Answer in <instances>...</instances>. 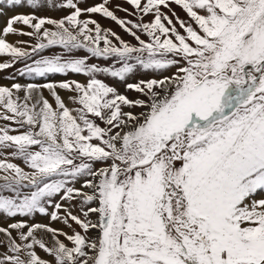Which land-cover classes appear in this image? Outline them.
I'll list each match as a JSON object with an SVG mask.
<instances>
[{
	"label": "snow or ice",
	"instance_id": "1",
	"mask_svg": "<svg viewBox=\"0 0 264 264\" xmlns=\"http://www.w3.org/2000/svg\"><path fill=\"white\" fill-rule=\"evenodd\" d=\"M109 2L0 0V264H264V0Z\"/></svg>",
	"mask_w": 264,
	"mask_h": 264
},
{
	"label": "rangeland",
	"instance_id": "2",
	"mask_svg": "<svg viewBox=\"0 0 264 264\" xmlns=\"http://www.w3.org/2000/svg\"><path fill=\"white\" fill-rule=\"evenodd\" d=\"M100 2H102V0H81V6H85V5L91 6L95 3H100ZM117 4L121 5L123 8H128L129 12L133 11V9L131 8L130 5H128L125 2V0H110L108 7L110 8V10H113L119 18L127 19V20H134V21L139 20V17L129 15L128 13H126L124 11L116 10ZM172 7L178 16H180L182 19H186L185 13L179 7H177L176 5H172ZM32 11H33V9L29 8L27 6L8 8L5 5L0 4V30H2V28L6 25L7 19L10 16H12L14 14H18V13L27 14V13H30ZM163 11L167 12L168 10L163 9ZM36 14L39 16H51V17H55V18H60L62 15L66 14V13L63 11H60V10H55V9H44V10H38L36 12ZM169 15H171V13H169ZM81 18H84V17H81ZM92 18L96 19L103 27L110 28L113 31L117 32V34H119L126 41H129L131 43H135V41L132 39V37L127 35L116 23H114L110 19L103 18L99 14H93ZM144 19L149 20L150 17H144ZM14 27L17 29H23L24 31H30V29L27 28V26H24L22 24H15ZM142 38H144V37H142ZM7 39L9 40V42H13V43H15L16 41H21V40L22 41H29L30 40V38L27 36H17V35H11V34L7 37ZM32 42H34V41H32ZM59 52H60L59 48H53L51 50H45L44 54L48 55V54L59 53ZM77 55L83 56V55H85V53L81 50H77ZM7 59H8L7 56H0V61H4ZM89 62L90 63H98L100 65H104L106 63L102 59H96V58H91V57H89ZM22 66H23L22 64L18 63L12 68H9V69L4 70V71H0V85L10 86L13 81L11 79H8L7 77L14 75L16 73L17 69L21 68ZM100 78L102 80H104L106 83H108L109 85L115 86L118 89V91L127 95L129 98H135L137 96V93H135L134 91H126L124 85L121 83H117L113 78L105 77V76H101ZM63 79H76V80H79L81 82L86 81V77H84L83 75H79V74H69L68 76H63L60 74H54V75L44 77V78H37V77L28 78V77L17 76L16 82H19V83H28V82L43 83L47 80L60 81ZM133 79H135V78H133ZM58 92L61 95V97L64 98V100L68 104V106L73 107L71 102L68 101V99H67V97L69 96V93L65 90H58ZM44 95L46 97H48L50 102H52L54 104V100L51 98V96L47 92V90L44 91ZM97 122L99 123V121H97ZM4 123H6V122L3 120H0V125H3ZM12 127L15 128L16 125L13 124ZM11 134H16V133L12 132ZM11 159H12V162L17 163L21 167H25V165L23 164V162L20 159H14V158H11ZM25 170H27L26 167H25ZM17 219H20V217H17ZM5 220H6L5 217L0 216V224H4ZM8 222H11V221H8ZM31 222L48 223L49 221L46 217L36 215L35 218ZM52 226L56 227V228H62L66 232H71V229H69L68 227H66L64 224H62L60 222H54V223H52ZM72 228H76V225L74 223L72 224ZM77 230H79V229H77ZM36 250L42 258L47 259V260L52 259V257L46 255L39 248H37Z\"/></svg>",
	"mask_w": 264,
	"mask_h": 264
}]
</instances>
